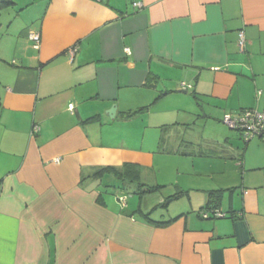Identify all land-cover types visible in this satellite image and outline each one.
<instances>
[{"label":"crops","instance_id":"obj_1","mask_svg":"<svg viewBox=\"0 0 264 264\" xmlns=\"http://www.w3.org/2000/svg\"><path fill=\"white\" fill-rule=\"evenodd\" d=\"M263 98L264 0H0V264H264V144L182 137ZM124 163L174 219L104 190Z\"/></svg>","mask_w":264,"mask_h":264},{"label":"rangeland","instance_id":"obj_2","mask_svg":"<svg viewBox=\"0 0 264 264\" xmlns=\"http://www.w3.org/2000/svg\"><path fill=\"white\" fill-rule=\"evenodd\" d=\"M20 21H21L20 18L16 19V22H20ZM190 91L191 90H188L186 95L183 97H186L187 95H188V97H190L191 96ZM201 102L204 104V108H205L206 107V105H205L206 101H204V99H202ZM258 107L259 108L264 107V98L262 99V102L260 105H258ZM209 111H212V110H208V112ZM209 114L210 115L209 116L207 115L208 117H206V118L204 116L196 117L193 121V122H195V124L189 125L190 128L185 129L184 130L185 133L183 131L182 137H184V135H185L186 138L188 137L190 139H193V142H202V141H210V140H221L223 142V140H225L226 137H230L232 139L233 144L239 146L240 148H244V146L246 145V142L244 141V139L240 135H238L237 131L230 129L222 121L223 115H220L216 112H212V113L209 112ZM164 117L169 119L168 121L172 122L173 120H176L179 118H180L179 120H185L188 116L184 112H182V110H180V111L169 112V113H167V115H164ZM167 133L174 134L175 132H174V130H171V131L159 130V133L157 135L159 137H160V135L164 137V136H167ZM152 135H154V134H152ZM152 135H150V136H152ZM248 143L251 146V148L248 152L249 158H255V156L262 153V150L259 149L258 147H256L255 145L257 143H260V144L263 143L264 144L263 139L254 137L251 140H249L247 142V144ZM146 146H148V147L151 146L154 148V146H156V143L155 144H152L151 142L145 143L144 147H146ZM192 148H193L192 152L197 153L198 151H200L199 148H197L196 143L193 144ZM235 158H237V157H235ZM169 172L170 173L167 174L166 169H165L164 171H162L160 173V176L163 177L164 179L168 178L167 180L169 182L166 180L167 181L166 184L173 182V178L175 177V174H176V172L175 171L172 172V170H169ZM105 183H107V182H105ZM113 183L119 185V183H117V182H112L111 184H113ZM144 183H146V182L144 181ZM146 184H148V183H146ZM115 187L114 186L104 187V190H106L107 193H110L111 195H114L115 191H116V194H119L121 192L122 194H124L127 197V200H129L131 197H134V199H137V200L139 199V196L135 193V186H133V185L127 186L126 190H124V191H119V189L117 187L116 188ZM145 195H148V194H145ZM144 196L142 197V200L140 202V206H141V208H144L143 211H150V217L152 219L159 220L162 218V215L168 216L166 208L158 207L156 209H152L153 207H147V202L145 201ZM166 201H168V200H166ZM179 201L175 202V204L178 205L179 203H182V202L186 203L185 199L179 200ZM136 204H137V202H136ZM171 205H174V204H171Z\"/></svg>","mask_w":264,"mask_h":264},{"label":"built area","instance_id":"obj_3","mask_svg":"<svg viewBox=\"0 0 264 264\" xmlns=\"http://www.w3.org/2000/svg\"><path fill=\"white\" fill-rule=\"evenodd\" d=\"M135 7H140L141 3L138 1L133 2ZM238 49L243 51L244 49V34L242 30H239L238 33ZM28 37L33 41V46L38 48L40 44V33L37 31L30 30ZM75 50V47H72L71 52ZM184 84V83H182ZM70 109L73 108V104H69ZM222 121L232 130L237 131L240 136L244 139L245 142H248L254 137L264 140V109L258 110L256 108H245L240 110L236 114L225 113L223 115ZM39 130L38 124H33L31 131L32 134H35ZM118 199L122 204H125L126 196L119 195ZM200 215L204 218L213 216V217H223L226 214L217 209H203L200 211Z\"/></svg>","mask_w":264,"mask_h":264},{"label":"trees","instance_id":"obj_4","mask_svg":"<svg viewBox=\"0 0 264 264\" xmlns=\"http://www.w3.org/2000/svg\"><path fill=\"white\" fill-rule=\"evenodd\" d=\"M140 110H141V108H139L137 110L130 111V112L127 113V116L128 117L133 116L134 114H136ZM128 167H129V164L124 163L121 166V168H117V167H114V166H108V167L101 168L98 172L106 171V172L111 173L112 176H114L116 178V181L119 183V185L116 184L118 188L126 190L127 186H130V184H133V186L135 185V188H136L135 189V193L140 198H142L145 194H149V193H152V192L159 191V189L161 188L160 185H149V184H146V183H142L141 181H139L137 179L138 174H137V176L136 175L134 176V174H130L129 172H127V168ZM138 170H139V168H138ZM164 206H165L164 203H160V204L154 206L152 209H156L158 207H164ZM207 208L208 207H205L204 209H207ZM136 212L144 220H146L148 222H151V223H154V224H164V223H167V222L171 221L172 219H174V218H171V219L166 220V221L152 219L150 217V211H143L141 209L140 204L136 208Z\"/></svg>","mask_w":264,"mask_h":264},{"label":"water","instance_id":"obj_5","mask_svg":"<svg viewBox=\"0 0 264 264\" xmlns=\"http://www.w3.org/2000/svg\"><path fill=\"white\" fill-rule=\"evenodd\" d=\"M115 106L113 105L110 109H109V114H110V116H112V114H114L115 113Z\"/></svg>","mask_w":264,"mask_h":264}]
</instances>
